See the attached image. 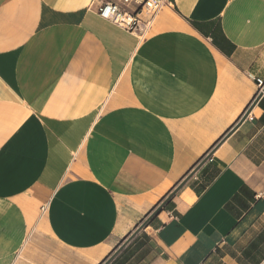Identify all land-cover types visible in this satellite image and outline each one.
<instances>
[{
	"label": "crops",
	"instance_id": "1",
	"mask_svg": "<svg viewBox=\"0 0 264 264\" xmlns=\"http://www.w3.org/2000/svg\"><path fill=\"white\" fill-rule=\"evenodd\" d=\"M95 3L0 0V264H264V0Z\"/></svg>",
	"mask_w": 264,
	"mask_h": 264
},
{
	"label": "built area",
	"instance_id": "2",
	"mask_svg": "<svg viewBox=\"0 0 264 264\" xmlns=\"http://www.w3.org/2000/svg\"><path fill=\"white\" fill-rule=\"evenodd\" d=\"M167 6L168 0H96L94 4L95 12L102 20L139 36L148 31L154 16ZM44 210L41 207V211Z\"/></svg>",
	"mask_w": 264,
	"mask_h": 264
},
{
	"label": "water",
	"instance_id": "3",
	"mask_svg": "<svg viewBox=\"0 0 264 264\" xmlns=\"http://www.w3.org/2000/svg\"><path fill=\"white\" fill-rule=\"evenodd\" d=\"M174 194H175V192H173L171 195L167 196V198H165L164 201H163L158 207H156V208L153 210V212L150 214V216L146 219L145 222H143V223L137 228V230L143 228V227L146 225V223L148 222V220H150V219H151L152 217H154L158 212H160L159 210L163 208L164 204H165V203H166V202H167V201H168V200H169ZM123 246H124V244H123L122 246H120L119 249L109 257V259L105 262V264H108V263L110 262V260L113 259V258H114V257H115V256H116V255L122 250Z\"/></svg>",
	"mask_w": 264,
	"mask_h": 264
},
{
	"label": "rangeland",
	"instance_id": "4",
	"mask_svg": "<svg viewBox=\"0 0 264 264\" xmlns=\"http://www.w3.org/2000/svg\"><path fill=\"white\" fill-rule=\"evenodd\" d=\"M155 17V16H154Z\"/></svg>",
	"mask_w": 264,
	"mask_h": 264
}]
</instances>
